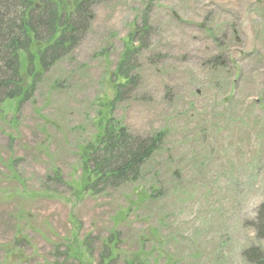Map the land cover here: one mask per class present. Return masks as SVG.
I'll list each match as a JSON object with an SVG mask.
<instances>
[{
    "label": "rangeland",
    "instance_id": "374dc122",
    "mask_svg": "<svg viewBox=\"0 0 264 264\" xmlns=\"http://www.w3.org/2000/svg\"><path fill=\"white\" fill-rule=\"evenodd\" d=\"M89 11L88 31L33 96L0 104V264L62 261L53 246L77 220L95 240L91 264L113 231L125 256L115 264H258L264 0H94ZM135 32L136 84L123 89L115 70ZM109 118L135 138L163 134L138 182L47 198L69 200L77 149Z\"/></svg>",
    "mask_w": 264,
    "mask_h": 264
},
{
    "label": "trees",
    "instance_id": "16d2710c",
    "mask_svg": "<svg viewBox=\"0 0 264 264\" xmlns=\"http://www.w3.org/2000/svg\"><path fill=\"white\" fill-rule=\"evenodd\" d=\"M93 1L0 0V104L16 100L19 107L33 96L34 85L40 81L43 70L59 57L69 55L88 31L89 8ZM136 33L130 35L125 55L118 64L117 72L115 70L122 80L118 86L122 88L136 84L135 78L127 77L133 67L131 64H134V58L129 57V45L137 37ZM142 41L136 40L138 46L131 47L134 52L138 53L143 48ZM123 63H127L125 68ZM162 136L160 133L143 139L135 138L112 118L103 119V122L98 119L93 144L77 149L80 173L74 182L66 184L71 191L69 200L59 192L48 194L50 197L47 198L81 202L84 198L106 195L109 191L137 183L144 165L158 151ZM54 175L56 177L52 181L62 184L56 170ZM38 195L46 197L47 193ZM145 198L148 197L137 202ZM259 221L258 233L264 240V205L260 207ZM70 225L74 227L70 233L59 239L58 246H53L57 257L62 259L53 264H91L89 260L95 257V240L90 234L81 236L78 220ZM98 246L104 252L99 255L97 264H115L118 258H125L121 255L123 249L118 245V233L115 231ZM252 259L258 264L264 261L258 250L253 252Z\"/></svg>",
    "mask_w": 264,
    "mask_h": 264
}]
</instances>
